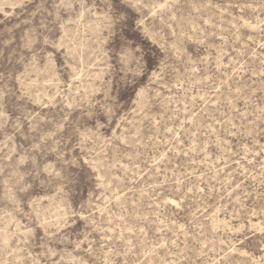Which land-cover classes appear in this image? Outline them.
Instances as JSON below:
<instances>
[{
	"label": "rangeland",
	"instance_id": "obj_1",
	"mask_svg": "<svg viewBox=\"0 0 264 264\" xmlns=\"http://www.w3.org/2000/svg\"><path fill=\"white\" fill-rule=\"evenodd\" d=\"M0 264H264V0H0Z\"/></svg>",
	"mask_w": 264,
	"mask_h": 264
}]
</instances>
